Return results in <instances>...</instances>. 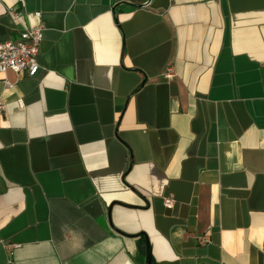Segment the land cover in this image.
<instances>
[{"label": "crops", "instance_id": "obj_1", "mask_svg": "<svg viewBox=\"0 0 264 264\" xmlns=\"http://www.w3.org/2000/svg\"><path fill=\"white\" fill-rule=\"evenodd\" d=\"M38 22L37 74L0 73V264H264V0H0V42Z\"/></svg>", "mask_w": 264, "mask_h": 264}, {"label": "built area", "instance_id": "obj_2", "mask_svg": "<svg viewBox=\"0 0 264 264\" xmlns=\"http://www.w3.org/2000/svg\"><path fill=\"white\" fill-rule=\"evenodd\" d=\"M11 13L16 17L21 16L23 13L17 10H11ZM37 18H41V11L31 13ZM44 39V25L38 22L23 30L19 38L8 39L0 42V73H5L8 70L14 72H21L27 70L31 76L37 74L40 68L39 55L41 43ZM171 73L170 69L167 70V76ZM6 83L9 85L8 81ZM6 110V104L2 97H0V117ZM167 206H172L175 199L167 197L165 199Z\"/></svg>", "mask_w": 264, "mask_h": 264}, {"label": "water", "instance_id": "obj_3", "mask_svg": "<svg viewBox=\"0 0 264 264\" xmlns=\"http://www.w3.org/2000/svg\"><path fill=\"white\" fill-rule=\"evenodd\" d=\"M147 264H153L150 242L147 238Z\"/></svg>", "mask_w": 264, "mask_h": 264}]
</instances>
